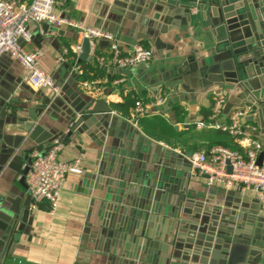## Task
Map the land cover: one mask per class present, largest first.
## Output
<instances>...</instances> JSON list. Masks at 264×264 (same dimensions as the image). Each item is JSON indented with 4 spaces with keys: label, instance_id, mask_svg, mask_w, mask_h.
I'll use <instances>...</instances> for the list:
<instances>
[{
    "label": "crops",
    "instance_id": "0c3cea01",
    "mask_svg": "<svg viewBox=\"0 0 264 264\" xmlns=\"http://www.w3.org/2000/svg\"><path fill=\"white\" fill-rule=\"evenodd\" d=\"M54 1L56 17L112 36L123 54L141 45L152 59L130 69L95 67L92 57L79 61V31L29 23L24 50L42 52L40 68L60 88L54 97L27 84L16 59L0 58V264H264V205L256 193L208 186L185 157L203 150L190 139L209 130L198 125L207 124L219 96L221 121L251 107L240 124L264 148V56L250 91L200 74L199 62L230 47L212 0ZM94 44L97 55H108L107 39ZM97 101L110 113L71 133L78 112ZM136 101L145 106L137 120ZM56 139L59 158H80L82 173L66 177L53 211L31 201L23 223L26 160Z\"/></svg>",
    "mask_w": 264,
    "mask_h": 264
},
{
    "label": "built area",
    "instance_id": "2783aa9c",
    "mask_svg": "<svg viewBox=\"0 0 264 264\" xmlns=\"http://www.w3.org/2000/svg\"><path fill=\"white\" fill-rule=\"evenodd\" d=\"M56 2L54 0H0V58L7 54L16 59L25 71V81L32 88L50 91L54 97L60 94V88L54 84L51 77L39 65L42 57L40 50L26 52L24 45L32 40L28 28L29 23H45L49 27H68L79 31L84 39L90 41V57L98 65H107L118 69H130L148 66L152 53L141 45L133 46L129 54H123L115 39L97 29H93L78 22L56 17L53 13ZM105 38L110 42L108 55L101 56L95 52L94 41ZM76 46L75 51L80 52ZM64 55L67 51H63ZM78 74L82 71L78 68ZM225 103L223 96L217 97L212 105L207 124H199L198 128L226 133L240 145L248 143L245 157L223 147H211L208 151L199 150L189 158L190 172L205 177L208 186H223L230 189L243 186L256 193L261 205H264V148L251 140L240 124V119L251 111L250 106L235 110L226 121L220 116ZM134 118L145 114V106L136 101L134 104ZM242 146V145H241ZM62 142L54 140L49 150H35L30 155L31 164L25 176L27 192L32 201V208L38 209L42 203H47L53 211L58 205V198L62 185L69 174L82 173V161L74 158L64 161L59 158ZM263 153L262 162L257 165V158Z\"/></svg>",
    "mask_w": 264,
    "mask_h": 264
},
{
    "label": "water",
    "instance_id": "95a60500",
    "mask_svg": "<svg viewBox=\"0 0 264 264\" xmlns=\"http://www.w3.org/2000/svg\"><path fill=\"white\" fill-rule=\"evenodd\" d=\"M260 0H212L211 13L213 17L218 18L220 26L225 30L230 42L228 53L223 57H211L199 62L200 74L206 75L208 81L213 83H230L239 85L244 90L250 91L259 73H262V60L264 56V26L262 23V10H260ZM118 2L128 0H116L115 5L120 6ZM123 7V6H121ZM126 8V7H125ZM225 59V60H221ZM221 60V61H220ZM79 61H92L90 57V41L84 39L81 45ZM78 61V62H79ZM264 61V60H263ZM258 72V73H257ZM256 97V95L254 94ZM248 99H251L249 96ZM90 105L81 112L71 129V133L78 129L82 123L90 125L99 121V114H109L110 109L104 101H97L91 108ZM83 113H85L83 115ZM83 115V116H82ZM51 148V147H50ZM175 156L174 153L171 154ZM193 151H189L185 157L189 159ZM263 153L257 158V165L262 162ZM31 164L30 158L26 160L23 168L22 177L19 183L25 185V176ZM190 167V165H188ZM166 173V171H163ZM158 178V174L155 175ZM160 183L157 186L160 187ZM161 188V187H160ZM31 198L28 196L24 202L25 211H23L22 222H26L29 215ZM22 228L18 230L21 233ZM17 239V237H16Z\"/></svg>",
    "mask_w": 264,
    "mask_h": 264
},
{
    "label": "trees",
    "instance_id": "16d2710c",
    "mask_svg": "<svg viewBox=\"0 0 264 264\" xmlns=\"http://www.w3.org/2000/svg\"><path fill=\"white\" fill-rule=\"evenodd\" d=\"M95 67L99 65L93 61ZM82 80H85V73H82ZM128 107L131 106V103L127 104ZM190 140H199L202 142L201 147L203 150L208 151L211 147H223L229 149L233 152H237L243 157H245L248 148L241 146L238 142L235 141L234 138L229 136L226 133H222L220 131H215L209 129L206 133L198 134L192 137Z\"/></svg>",
    "mask_w": 264,
    "mask_h": 264
}]
</instances>
